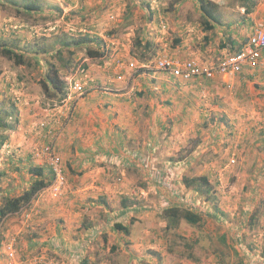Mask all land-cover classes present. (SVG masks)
Segmentation results:
<instances>
[{
  "label": "rangeland",
  "instance_id": "374dc122",
  "mask_svg": "<svg viewBox=\"0 0 264 264\" xmlns=\"http://www.w3.org/2000/svg\"><path fill=\"white\" fill-rule=\"evenodd\" d=\"M27 1L0 0V47L26 51L29 59V64H15L0 54V115L12 127L0 128V133L13 136L7 146L0 145V201L5 193L18 194L30 184L29 167H43L50 183L30 204L4 219L0 264H264L261 58L250 66L251 72L245 67L235 74L188 81L156 68V60L164 55L213 65L224 52H233L219 50L215 36V46L206 47L199 0H34L40 9L26 12L22 5ZM213 1L219 4L217 31L228 33L239 44L254 23L264 24V0H258L248 15L244 0ZM81 33L102 39L106 59L128 53L129 61L124 59V63H134L133 73L154 75L142 80V85L152 83L153 89L137 87L132 95L141 102L137 131L110 132L106 144L118 141L119 148L103 153L106 160L97 157V152L76 150L75 140L71 149L56 148L76 100L91 90H106L100 82L88 88L85 76L89 65H104V55L88 57L70 45L74 54L67 68L54 58L63 47L62 40L69 43ZM145 41L152 44L145 47ZM66 49L61 51L68 58ZM42 50L50 53L34 54ZM197 51L214 56L192 55ZM48 61L68 84L66 100L53 94L44 78ZM69 81L85 83L83 93L73 92ZM169 82L186 84L190 93L189 137L179 148L182 142L177 134L173 133L171 143L168 117L178 113L180 106L165 90H156ZM235 88L243 98L234 107L237 116L228 113L232 108L229 95L233 98ZM93 98L104 110L106 102L99 96ZM161 118L166 120L161 122ZM51 134L65 177L59 187L37 154ZM134 136L140 138L141 150L129 153L128 160L118 150L129 146ZM199 175L207 177V194L183 183V177ZM200 185L206 186L203 181ZM172 205L200 213L201 220L169 222L162 210ZM115 223L125 225L127 232L116 229Z\"/></svg>",
  "mask_w": 264,
  "mask_h": 264
},
{
  "label": "crops",
  "instance_id": "0c3cea01",
  "mask_svg": "<svg viewBox=\"0 0 264 264\" xmlns=\"http://www.w3.org/2000/svg\"><path fill=\"white\" fill-rule=\"evenodd\" d=\"M219 28L221 27L219 26ZM202 33L204 37L208 39V46L206 47L214 45V42H216L217 40V44H219V41L225 42L226 39L230 38V35L228 33L224 36L221 31H217L216 27L213 29V31H209V35L206 31ZM214 36L217 38V40L216 38L212 39ZM213 48L215 49V47ZM219 50L224 52L226 49ZM192 53V55H194L195 57L201 56V52L199 51ZM225 53L226 52H224V54ZM206 56H214V53L209 52V54H205L201 57ZM179 57L183 58V56L181 55H179ZM124 59H128V53L124 55L123 53H121V55L120 53H115L111 58L106 59L103 62L104 65L100 68L95 67L93 64L89 65V71H87V74L85 75L88 81L86 83L88 84V88H91L95 83L100 82V86L105 88L107 91H98L96 89L95 93L94 90H91L87 92L82 98L76 100L75 105L73 106L71 119L63 128V132H61L56 142V148L59 151H61V148L63 146H69L71 149V146H74L75 140L76 150L78 149L84 151V153L86 154L97 152L99 153L96 155L97 157L104 158V160H106L107 156L105 154L115 152L116 149L119 148V146L117 145L118 141H112L111 143H108L109 145L106 144L105 140L107 139V135H109L110 132L115 131L119 134V131L124 132L122 130L125 128L137 131L136 124L139 123L142 119V114L139 111V109L141 108V102L137 101L136 99L133 100L134 97L132 95L137 87L143 86V88L141 87L142 89H153L152 83H145L142 85V80L146 77H154V75L151 73H133V68L124 63ZM261 63L264 64V50L261 51ZM246 68V70L249 72L254 70L253 68H250V66H247ZM93 71H96V73H93ZM156 88V90L161 93L162 90H165L168 95H170L169 99L174 103L177 102L178 106H180L178 113L171 114L169 115L171 117H168L171 118L169 122L172 123L170 137L171 143H173L172 140L173 138H175L173 133L177 134L181 137L182 142L180 145L177 144V148H179V146L183 145L184 139L189 137V107L187 105L190 99L189 90L186 84H179V86H177L175 82H169L167 84L161 85V87L158 86ZM234 91L235 93L233 95V98H230L229 95L228 102L232 104V108L229 109L228 113L229 115L237 116L238 114L234 111V107L236 106V104H239V102H242L243 98H241V96L239 95L240 93H237V91H239L238 88H235ZM94 96H99L100 99L106 102L107 105H105L106 107L104 110L99 108V106H96L98 104V100H96L97 98L94 99ZM167 103H169V101H167ZM115 112L117 113L115 114ZM116 115L118 116L116 117ZM156 118L157 117H153V120H157ZM57 119L58 117L54 120L56 121ZM160 120L161 122H164L166 119L161 118ZM111 121L117 124L116 129L110 123ZM178 132H180V135L178 134ZM243 136L244 135H242V137ZM12 138L13 136H8L6 146ZM139 139V137L134 136V139L132 140V143L129 144V146H121V149L118 150L120 155H122V157L126 159L130 155L129 153L139 152L141 150V146H139ZM33 150L35 151V149ZM74 154H77L78 157L79 153L75 152ZM129 159L130 158H128V160ZM174 161L175 163L179 162L176 160Z\"/></svg>",
  "mask_w": 264,
  "mask_h": 264
},
{
  "label": "trees",
  "instance_id": "16d2710c",
  "mask_svg": "<svg viewBox=\"0 0 264 264\" xmlns=\"http://www.w3.org/2000/svg\"><path fill=\"white\" fill-rule=\"evenodd\" d=\"M258 0H244L243 2V9L244 14L248 15L254 12L255 5L257 4ZM218 7L219 4L217 2H214L213 0H199V10L201 12L202 17V25L204 27L205 31H211L215 28V25H220L221 21L218 15ZM22 8L26 12H33L40 9V6L34 1L29 0L26 3L22 5ZM253 26V25H252ZM247 38L243 43L238 42L235 38H228L225 42H219V48L220 49H230L233 50L234 53L240 50V48L246 43ZM175 42H179L178 39H176ZM91 44H94L97 48L101 47L103 48L101 52L98 51L96 47H92ZM140 44V43H139ZM144 46L147 47L150 44H152L151 41H145ZM61 45L63 47H60L56 50V54L54 53V58L57 59L60 66L62 68H67L70 64V54H74V51L70 50L68 46H74L76 49H82L85 51L86 55L88 57H94V56H103L104 59H106L108 56L104 54V44L102 42V39L97 35H91L89 33H81L77 35L76 37L72 38L71 42H64L61 41ZM67 48L69 53V57L65 58L62 53V49ZM26 51H20L15 48H12L11 46H4L0 47V54L4 55L10 60H13L15 64H29V59L24 54ZM50 53L47 50L42 51H35V55H40V53ZM27 58V59H26ZM85 67L83 68V70ZM86 71V70H85ZM84 71V72H85ZM83 72V73H84ZM44 78L47 82V84L50 85L51 92L53 94H57L58 98L61 100H64L69 93L68 84L66 81L59 76L58 69L55 66L54 63L49 62L47 63V71L44 74ZM0 128L2 129H12L11 125H8L7 121L4 120V116L0 115ZM8 140V135L5 133H0V145L3 143H6ZM52 171V170H51ZM28 172L30 177V184L21 190L18 194L13 195H7L4 194L0 201V227L4 221V219L12 215L16 212H18L20 209H22L24 206L30 204L37 196V194L40 192L41 189L46 187L50 182L49 180H46L44 177L43 167L39 165H35L28 168ZM53 173V172H52ZM184 185L187 188H194L197 191H200L202 193H208L209 191V184L207 182V177L204 175H199L195 177H183L182 178ZM200 181H203L206 185L204 188L200 187ZM201 214L193 211L192 209L188 208H182L177 205H172L164 208L162 210V216L167 218L169 222L171 221H177L178 219L182 218L186 220L187 222L191 224L198 223L201 220ZM116 229H122L124 232H127L128 228L125 225H121L119 223H115Z\"/></svg>",
  "mask_w": 264,
  "mask_h": 264
},
{
  "label": "built area",
  "instance_id": "2783aa9c",
  "mask_svg": "<svg viewBox=\"0 0 264 264\" xmlns=\"http://www.w3.org/2000/svg\"><path fill=\"white\" fill-rule=\"evenodd\" d=\"M262 50H264V24L258 22L253 25L246 43L239 51L219 57L213 65L202 64L194 58L177 59L164 55L156 60V68L183 81L197 77H212L215 74H235L241 71L244 66L256 64ZM130 66L133 67L134 64L130 63ZM84 84L81 81H74L73 83L69 81L70 89L79 94L83 93ZM49 137V141L41 145L37 154L42 155L41 157L44 158L53 172L54 186L59 187L65 182V177L60 158L55 152L53 135L51 134Z\"/></svg>",
  "mask_w": 264,
  "mask_h": 264
},
{
  "label": "clouds",
  "instance_id": "9594fccd",
  "mask_svg": "<svg viewBox=\"0 0 264 264\" xmlns=\"http://www.w3.org/2000/svg\"><path fill=\"white\" fill-rule=\"evenodd\" d=\"M254 24H255V23H254ZM254 24H253V25H254ZM252 27H253V26H251L250 33H251V31H252ZM250 33L247 35V38H248V36L250 35ZM234 53H236V52H234ZM227 54H233V53L226 52L225 54H223V55L220 56V57H224V56L227 55ZM166 56H167V55H166ZM160 57H161V56H160ZM158 58H159V57H158ZM260 58H261V56H260ZM217 60H218V59H217ZM258 60H259V59H258ZM133 64H134V63H133ZM128 66L131 67V66H130V63L128 64ZM133 67H135V65H134ZM133 67H131V68H133ZM244 67H247V66H244ZM244 67H243V68H244ZM243 68H242V69H243ZM159 70H160V69H159ZM163 71H164V70H163ZM239 72H240V71H239ZM167 73H168V72H167ZM168 74H169V73H168ZM171 76H172V75H171ZM173 77H174V76H173ZM175 78H176V77H175ZM207 78H209V77H207ZM177 79H179V78H177ZM182 81H183V80H182ZM84 86H85V84H84ZM67 98H68V97H67ZM65 99H66V98H65Z\"/></svg>",
  "mask_w": 264,
  "mask_h": 264
}]
</instances>
